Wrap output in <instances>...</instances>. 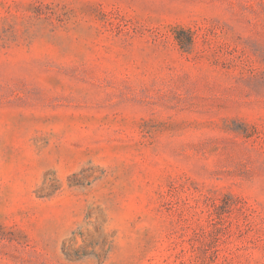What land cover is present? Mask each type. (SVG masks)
Segmentation results:
<instances>
[{
  "label": "rangeland",
  "instance_id": "374dc122",
  "mask_svg": "<svg viewBox=\"0 0 264 264\" xmlns=\"http://www.w3.org/2000/svg\"><path fill=\"white\" fill-rule=\"evenodd\" d=\"M0 264H264V0H0Z\"/></svg>",
  "mask_w": 264,
  "mask_h": 264
}]
</instances>
